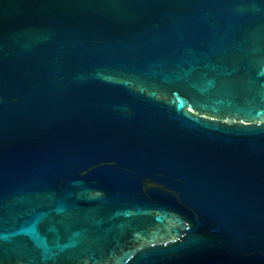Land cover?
I'll use <instances>...</instances> for the list:
<instances>
[{
  "label": "water",
  "instance_id": "1",
  "mask_svg": "<svg viewBox=\"0 0 264 264\" xmlns=\"http://www.w3.org/2000/svg\"><path fill=\"white\" fill-rule=\"evenodd\" d=\"M0 264H264V0H0Z\"/></svg>",
  "mask_w": 264,
  "mask_h": 264
}]
</instances>
